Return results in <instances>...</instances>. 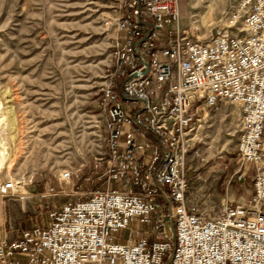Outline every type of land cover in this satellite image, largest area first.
Returning a JSON list of instances; mask_svg holds the SVG:
<instances>
[{"label":"built area","instance_id":"obj_1","mask_svg":"<svg viewBox=\"0 0 264 264\" xmlns=\"http://www.w3.org/2000/svg\"><path fill=\"white\" fill-rule=\"evenodd\" d=\"M235 1L200 40L180 25L179 0H116L103 188L51 210L45 226L0 220V264H264V0ZM224 104L237 107L235 175L250 172L251 190L210 218L188 206V134ZM13 181L0 180L1 199L18 195Z\"/></svg>","mask_w":264,"mask_h":264},{"label":"rangeland","instance_id":"obj_2","mask_svg":"<svg viewBox=\"0 0 264 264\" xmlns=\"http://www.w3.org/2000/svg\"><path fill=\"white\" fill-rule=\"evenodd\" d=\"M234 2L179 0L180 25L205 40ZM115 6L116 0H0V180L27 185L0 198L6 230L45 226L51 210L103 188L105 169L95 158ZM237 122V107L224 104L199 116L190 133L188 206L203 216L249 199L250 172L241 181L235 175ZM73 169L77 176L60 181Z\"/></svg>","mask_w":264,"mask_h":264},{"label":"bare ground","instance_id":"obj_3","mask_svg":"<svg viewBox=\"0 0 264 264\" xmlns=\"http://www.w3.org/2000/svg\"><path fill=\"white\" fill-rule=\"evenodd\" d=\"M192 130H194V129H192ZM192 130L190 131V133L192 132ZM190 133L188 134V136L190 137ZM192 135H193V133H192ZM193 138H195V136L193 135ZM191 140H193L192 139V137L190 138ZM4 151H5V148H3L2 150H0V162L2 161L1 159L3 158V156H4ZM62 175V174H61ZM11 180H13V179H11ZM14 183H15V185L17 184V185H19L20 184V180L18 181V180H14L13 181ZM20 186H22V185H20ZM19 195V194H18Z\"/></svg>","mask_w":264,"mask_h":264},{"label":"water","instance_id":"obj_4","mask_svg":"<svg viewBox=\"0 0 264 264\" xmlns=\"http://www.w3.org/2000/svg\"><path fill=\"white\" fill-rule=\"evenodd\" d=\"M165 228H166L167 236H170L171 233H170V230H168V224L167 223L165 224Z\"/></svg>","mask_w":264,"mask_h":264},{"label":"trees","instance_id":"obj_5","mask_svg":"<svg viewBox=\"0 0 264 264\" xmlns=\"http://www.w3.org/2000/svg\"><path fill=\"white\" fill-rule=\"evenodd\" d=\"M28 226V225H27ZM31 226V225H30ZM30 226H28L27 228H30ZM32 227V226H31Z\"/></svg>","mask_w":264,"mask_h":264}]
</instances>
